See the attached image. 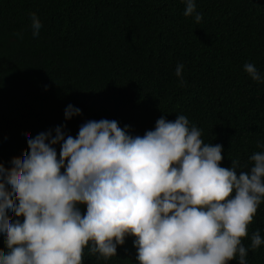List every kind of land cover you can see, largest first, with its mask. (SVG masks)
Listing matches in <instances>:
<instances>
[{"label":"trees","instance_id":"obj_1","mask_svg":"<svg viewBox=\"0 0 264 264\" xmlns=\"http://www.w3.org/2000/svg\"><path fill=\"white\" fill-rule=\"evenodd\" d=\"M196 5L199 24L183 15L181 0H0V163L10 167L28 153L27 138L60 125L75 137L88 120H116L142 136L162 115L184 114L206 143L222 145V167L231 159L247 164L264 143V82L243 70L250 62L264 73V0ZM31 13L42 24L38 38ZM69 104L81 115L66 121ZM256 230L264 238V203L246 248ZM133 239L107 261L85 249L84 264H137ZM246 259L264 264V245Z\"/></svg>","mask_w":264,"mask_h":264},{"label":"clouds","instance_id":"obj_2","mask_svg":"<svg viewBox=\"0 0 264 264\" xmlns=\"http://www.w3.org/2000/svg\"><path fill=\"white\" fill-rule=\"evenodd\" d=\"M181 3L199 24L196 0ZM30 20L38 38L41 21ZM183 69L176 65L181 87ZM243 70L264 82L253 63ZM79 115L71 104L64 110L66 121ZM64 128L27 138L25 156L0 163V264H84L85 249L107 261L128 237L137 264H247L264 245L260 230L242 242L264 203V143L247 164L225 168L222 145L206 143L184 114L162 115L142 136L108 119L86 121L75 137Z\"/></svg>","mask_w":264,"mask_h":264}]
</instances>
